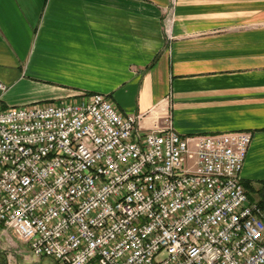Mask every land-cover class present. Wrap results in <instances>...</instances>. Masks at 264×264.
<instances>
[{"label": "built area", "instance_id": "obj_1", "mask_svg": "<svg viewBox=\"0 0 264 264\" xmlns=\"http://www.w3.org/2000/svg\"><path fill=\"white\" fill-rule=\"evenodd\" d=\"M176 3V0H173ZM6 87L0 82V89ZM0 105V224L58 264H264L253 135L141 133L102 93Z\"/></svg>", "mask_w": 264, "mask_h": 264}, {"label": "crops", "instance_id": "obj_2", "mask_svg": "<svg viewBox=\"0 0 264 264\" xmlns=\"http://www.w3.org/2000/svg\"><path fill=\"white\" fill-rule=\"evenodd\" d=\"M2 108L102 93L182 136L248 131L264 209V0H0Z\"/></svg>", "mask_w": 264, "mask_h": 264}, {"label": "rangeland", "instance_id": "obj_3", "mask_svg": "<svg viewBox=\"0 0 264 264\" xmlns=\"http://www.w3.org/2000/svg\"><path fill=\"white\" fill-rule=\"evenodd\" d=\"M0 250L7 253L8 264H58L53 258L36 257L31 254L32 252L24 240L19 239L12 231L7 230L1 224Z\"/></svg>", "mask_w": 264, "mask_h": 264}, {"label": "trees", "instance_id": "obj_4", "mask_svg": "<svg viewBox=\"0 0 264 264\" xmlns=\"http://www.w3.org/2000/svg\"><path fill=\"white\" fill-rule=\"evenodd\" d=\"M0 264H8L7 263V253L0 250Z\"/></svg>", "mask_w": 264, "mask_h": 264}]
</instances>
